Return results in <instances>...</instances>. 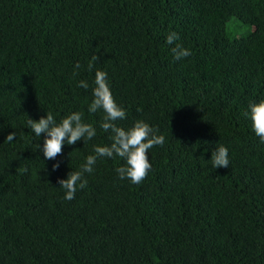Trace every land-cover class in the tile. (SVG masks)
I'll list each match as a JSON object with an SVG mask.
<instances>
[{
  "label": "trees",
  "instance_id": "1",
  "mask_svg": "<svg viewBox=\"0 0 264 264\" xmlns=\"http://www.w3.org/2000/svg\"><path fill=\"white\" fill-rule=\"evenodd\" d=\"M233 19L250 32L230 38ZM176 43L192 55L175 60ZM97 69L127 110L117 125L166 142L141 184L100 158L68 201L58 181L112 143L88 111ZM261 100L264 0H0V264H264V143L245 115ZM49 111L82 112L96 137L46 159L27 120Z\"/></svg>",
  "mask_w": 264,
  "mask_h": 264
},
{
  "label": "clouds",
  "instance_id": "2",
  "mask_svg": "<svg viewBox=\"0 0 264 264\" xmlns=\"http://www.w3.org/2000/svg\"><path fill=\"white\" fill-rule=\"evenodd\" d=\"M178 40L179 34L174 31L166 37V42L169 45ZM172 54L175 60H181L191 56L192 51L176 43L172 48ZM99 58V56L92 57V62L88 64L89 71L92 70L94 62ZM76 68H80V65L77 64ZM94 84L93 99L89 104L88 111L92 114L103 111L100 128L105 133L110 132L112 143L104 146L94 145V154L86 157V162L81 166V169L69 172L67 179L58 181L60 188L65 190L64 199L68 201L75 198L78 189L87 187L85 173H92L100 158L120 157L124 159L125 165L116 169L119 179H128L132 184H141L147 179L152 168L148 155L149 150L157 145L163 146L166 142L165 136L158 134L159 129L144 120H137L133 126L127 129L117 125L116 121L127 118V110L116 101L107 71L97 69ZM78 87L87 89L89 85L87 81L81 80L78 82ZM249 109L250 112L245 115L251 119L255 135L260 138L261 143H264V100L251 103ZM27 126L36 137L45 134L43 146L41 148L39 145V149L48 160H55L58 155H62L65 144L75 145L81 140L85 143L97 135L96 127L92 123L84 121L82 112H72L58 123L52 112L49 111L46 118L42 116L38 121L29 117ZM15 136V132L10 133L5 142H13ZM211 164L215 169L227 168L230 165L229 150L226 146L220 145L212 152ZM59 166V162H57L53 165V170L58 169Z\"/></svg>",
  "mask_w": 264,
  "mask_h": 264
},
{
  "label": "rangeland",
  "instance_id": "3",
  "mask_svg": "<svg viewBox=\"0 0 264 264\" xmlns=\"http://www.w3.org/2000/svg\"><path fill=\"white\" fill-rule=\"evenodd\" d=\"M228 31L230 38H233L238 35L249 33L250 27L244 26L236 19H233L228 24Z\"/></svg>",
  "mask_w": 264,
  "mask_h": 264
}]
</instances>
